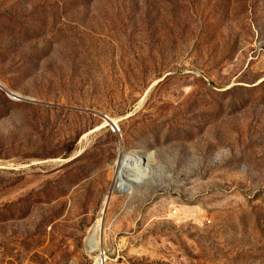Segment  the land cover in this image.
<instances>
[{
	"label": "rangeland",
	"instance_id": "1",
	"mask_svg": "<svg viewBox=\"0 0 264 264\" xmlns=\"http://www.w3.org/2000/svg\"><path fill=\"white\" fill-rule=\"evenodd\" d=\"M0 86V264H264V0H0Z\"/></svg>",
	"mask_w": 264,
	"mask_h": 264
},
{
	"label": "built area",
	"instance_id": "2",
	"mask_svg": "<svg viewBox=\"0 0 264 264\" xmlns=\"http://www.w3.org/2000/svg\"><path fill=\"white\" fill-rule=\"evenodd\" d=\"M106 126L108 127V130L111 134L115 135V136H119L120 135V129L117 125L116 122H113L112 120H109L106 122ZM122 157L126 158L127 160V165L125 167H123V171L124 172H130V173H137V172H140L139 171V168L138 166L140 165L139 161L142 162V156L140 154H138L136 151L134 152H131L130 154L127 153V154H122L121 155ZM127 156V157H126ZM129 157V158H128ZM139 163V164H138ZM141 177V174L139 175ZM115 181V177L113 179ZM126 187L125 189L127 188H130L129 184L127 183L124 184ZM116 190H119L120 191H125V189H122V188H118V187H115ZM97 263L96 264H105L106 263V260H107V255L105 253L104 250H100L98 251V255H97Z\"/></svg>",
	"mask_w": 264,
	"mask_h": 264
},
{
	"label": "bare ground",
	"instance_id": "3",
	"mask_svg": "<svg viewBox=\"0 0 264 264\" xmlns=\"http://www.w3.org/2000/svg\"><path fill=\"white\" fill-rule=\"evenodd\" d=\"M0 87H1L2 90H4V91H5L7 94H9L10 96H14V97H17L18 99H21V98L19 97L18 94L6 90L3 86H0ZM105 121L107 122L108 119L105 120ZM126 160H127V159L123 157V158L121 159V161H120V159H118V160L115 161L116 163H114V165H116V168L119 169V171H121V169L127 165V161H126ZM117 172H118V171H117ZM133 174L136 175V176H138V175H140V172L133 173ZM116 175H117V174H116ZM125 175H126V174H125ZM121 176H122V175H121ZM118 177H119V179H117L116 182H115V181H114V182H115L116 187L121 188V187H123V184H124V183H123V178H122V177L126 178V176H122V177H120V176L118 175ZM118 177H117V178H118ZM127 177H128V175H127ZM126 179H127V178H126ZM133 180H134V179H133ZM121 181H122V182H121ZM135 181H136V180H135ZM121 183H122V184H121ZM104 198H105V197H104ZM102 204H103V205H106V204H107V198H106V200H103V201H102ZM101 211H102V210H101ZM100 217H102V215H101ZM101 227H102V219H97L96 222H95V224H94V229H93L92 232H94L95 230H100ZM86 244H87V246L89 247V249L100 251V243H99V241H97V239H95L94 235H91V236L89 237V239H88V241H87Z\"/></svg>",
	"mask_w": 264,
	"mask_h": 264
},
{
	"label": "water",
	"instance_id": "4",
	"mask_svg": "<svg viewBox=\"0 0 264 264\" xmlns=\"http://www.w3.org/2000/svg\"><path fill=\"white\" fill-rule=\"evenodd\" d=\"M24 100H27V101H30V102H32V100H29V99H24Z\"/></svg>",
	"mask_w": 264,
	"mask_h": 264
}]
</instances>
